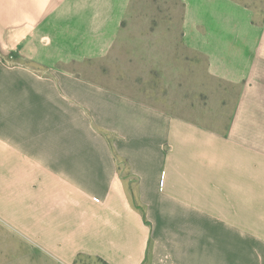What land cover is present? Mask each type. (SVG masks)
I'll use <instances>...</instances> for the list:
<instances>
[{
  "label": "crops",
  "instance_id": "0c3cea01",
  "mask_svg": "<svg viewBox=\"0 0 264 264\" xmlns=\"http://www.w3.org/2000/svg\"><path fill=\"white\" fill-rule=\"evenodd\" d=\"M179 1L183 46L251 95L225 133L65 66L108 55L131 0H0V219L57 261L243 264L244 201H264V0Z\"/></svg>",
  "mask_w": 264,
  "mask_h": 264
},
{
  "label": "rangeland",
  "instance_id": "374dc122",
  "mask_svg": "<svg viewBox=\"0 0 264 264\" xmlns=\"http://www.w3.org/2000/svg\"><path fill=\"white\" fill-rule=\"evenodd\" d=\"M182 12L179 0H131L112 51L102 59L65 66L83 70L106 86L225 133L237 104L251 95L245 94L247 89L242 84L212 76L203 55L183 46ZM258 98L264 102V93L258 94ZM260 117H264L263 109ZM244 206L245 225L253 230V235L254 231L264 233V201H244ZM251 233L245 232L243 264H263L255 247L264 246V241ZM0 264L65 263L50 257L0 219ZM74 264L106 263L81 257Z\"/></svg>",
  "mask_w": 264,
  "mask_h": 264
},
{
  "label": "trees",
  "instance_id": "16d2710c",
  "mask_svg": "<svg viewBox=\"0 0 264 264\" xmlns=\"http://www.w3.org/2000/svg\"><path fill=\"white\" fill-rule=\"evenodd\" d=\"M116 158H117V161L119 164V172H120L121 176H123L122 175L123 172L128 170V163L125 159H122L117 154H116ZM127 175H130L129 171H127V173L125 174V176H127ZM133 195H134L135 205L137 206L138 209H140L143 212V214L146 218V208H145V205H143L140 201H138L136 187H134V189H133ZM147 222H148V220H147Z\"/></svg>",
  "mask_w": 264,
  "mask_h": 264
}]
</instances>
